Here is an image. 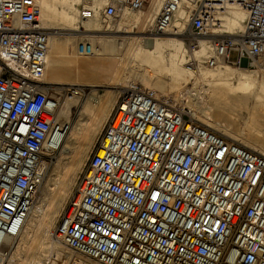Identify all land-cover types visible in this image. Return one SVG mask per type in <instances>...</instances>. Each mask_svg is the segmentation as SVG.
I'll return each instance as SVG.
<instances>
[{
    "label": "built area",
    "instance_id": "2783aa9c",
    "mask_svg": "<svg viewBox=\"0 0 264 264\" xmlns=\"http://www.w3.org/2000/svg\"><path fill=\"white\" fill-rule=\"evenodd\" d=\"M184 3L188 20L176 36L190 50L208 43L201 64L258 68L264 0H162L148 33L167 35ZM117 4L140 11L145 0ZM229 6L245 14L242 30L218 34ZM80 13L92 17L87 8ZM103 14L115 17V5ZM39 16V0H0V240L22 230L68 131L57 118L60 100L80 93L43 82L48 39L60 30ZM76 51L93 54L87 42ZM50 237L72 256L44 264H264V156L193 120L171 97L131 84Z\"/></svg>",
    "mask_w": 264,
    "mask_h": 264
},
{
    "label": "bare ground",
    "instance_id": "6f19581e",
    "mask_svg": "<svg viewBox=\"0 0 264 264\" xmlns=\"http://www.w3.org/2000/svg\"><path fill=\"white\" fill-rule=\"evenodd\" d=\"M87 1L39 0V19L42 26L52 30L80 31L76 34L53 33L48 39L46 65L42 77L45 84L83 86L87 83L90 84L89 86H94L93 79L96 77L94 73H98L97 77H103L109 81L112 88L115 89L124 90L131 84H135L131 82L132 80L140 81L156 95H161L164 92L173 94L172 99L179 103L180 108L193 120L264 156V141L259 138V134L258 137L255 135L257 132H253L255 134L252 135L243 132L244 128L242 127L237 129V124L233 125L234 120L229 115L232 112L228 111L227 115L229 116L226 118L221 112L222 108L233 110L237 107H245L247 121L256 107L264 106V78L256 82L249 70L234 67L227 62H220L211 69L202 67L200 62L209 54L208 43L204 40H201L199 45L191 51V54H188L183 41L176 36L186 27L187 3L179 8L171 31L164 35L163 39L131 36L129 39L112 41L113 39H110L112 37L96 36L95 34L101 32L141 34L144 23L150 20L152 14L153 17L155 16L162 0H152L151 8L148 11H143L142 16L130 18L133 27L136 28L134 31H132V27L123 24H116V27L110 30L109 28L102 29L98 19L102 4L96 0L91 1L92 17L81 19V9L76 8V5L84 4ZM117 10L122 13V18L129 20L127 9L120 7ZM244 16L245 14L239 8L227 7L220 16L223 27L218 34L233 35L236 32H241ZM80 34L85 35L80 36ZM76 39L90 44L93 54L82 56L75 49L80 57L77 54L66 55V46L72 44ZM191 57L199 63L196 66L197 74L189 65L190 59L188 58ZM260 63L258 69L264 74V63ZM195 77L209 86L206 91L204 90V94L208 91L206 97L196 95L199 99L194 102L188 96L187 101H181L182 104H180L179 98L183 95H178L186 90H184V85L191 83ZM116 93H120V90L109 91L97 101L93 103L86 101L83 104L80 115L83 116L84 122L78 123L77 127L68 130L60 149L66 150L70 154L69 157L64 160L60 158L55 163L52 170V183L46 186L42 195L38 196L39 198L37 197L18 236L10 238L3 235L0 240V257L4 258L5 250H9L11 253L6 262L4 261L5 264H44L53 256L65 259L72 256L59 241L50 237V231L58 207L69 192L79 165L87 156L88 146L115 104ZM74 103V99L64 101L57 116L61 123L68 125ZM255 116L257 118V114ZM257 123L259 122L257 121Z\"/></svg>",
    "mask_w": 264,
    "mask_h": 264
},
{
    "label": "rangeland",
    "instance_id": "374dc122",
    "mask_svg": "<svg viewBox=\"0 0 264 264\" xmlns=\"http://www.w3.org/2000/svg\"><path fill=\"white\" fill-rule=\"evenodd\" d=\"M91 1L92 0H88L84 4L83 3H80V4L76 5V8H78L79 10L81 8H87V9H89V10L92 11V9H91ZM96 1H98V2H100L102 4L100 6L101 9H100L99 14H98V19H99V21L101 23V26H102L101 28L102 29H108L109 28V30H110V29H114L116 27V24H121V25L123 24V25H126L127 27H132L131 29H132V31H134L136 28L133 27V25H132L133 23L131 22L130 18H132L133 16H139V17L142 16L143 15V11L144 12L145 11H148L151 8V1L152 0H145L144 8L142 10H140V11H129L128 10V12H129L128 13L129 20L122 18V16H121L122 13H120L118 10L116 11V16L115 17H113V18H105L104 17L103 11H104L105 5L112 4V5H115L116 9L117 8H120L119 5L117 4V0H96ZM92 14H93V11H92ZM152 17H153V14L150 17V20L149 21H146L144 23V25H143V32L141 34L140 33L101 32V33H97L95 35L96 36L112 37V38H110V39H113L112 41H116V40H120V39H129V37H131V36H143V37L149 36V37H154V38H157V39H163L164 36H152V35H150L148 33L149 24L151 22V18ZM59 32H60L59 34H76V33H80L79 30L78 31H71V30H67V29H62ZM84 35L85 34H80V36H84ZM179 38L182 40L181 37H179ZM84 41H86V39H84ZM79 42L80 41L76 39L72 44L67 45L66 48H65L66 55L77 54L76 51H75V49H76V46H77V44ZM185 48L188 51V54H191V51L192 50H190L189 48H187V46H185ZM78 57H80V56L78 55ZM263 57L260 59L261 60V63H264V58ZM229 58H230L231 61H234L236 59V54L232 52L230 54ZM188 59H190L189 62L194 63L193 69H194V71L197 74V69H196L197 67L196 66H198L199 63L197 61H195L192 57L191 58H188ZM200 65L202 67H206L205 65L201 64V62H200ZM240 67L243 68V69H245V70H249V72H251V76L253 77V79H255L256 82H258V81H260V80H262L264 78V74L261 73L258 68L247 69L245 67V64L242 65V66H240ZM207 68H210V67H207ZM94 75L96 76L93 79L94 80V84H95L94 86H89L90 84H87V83L85 85L83 84V86H65V85L55 86V85H49V87L52 88V91H54V92L58 91V89L61 90L63 88H71V87L80 90L79 96L76 99H74L75 103L73 104L74 106H72L73 108L71 109V115H70V119H69V123H68V130L69 131L73 127H77L78 123H83L84 122V118H83L82 115H80V113L82 111V106H83V104L86 101H89V102H92L93 103L94 101H97L98 99H100L101 97H103L109 91H114V90H116V91H119L120 90V92L123 91V89H115V88H112V86L109 83V81H107L103 77H97L98 76V73H94ZM131 82H134L135 84L140 85L144 89H147V90H150L151 91L150 88H146L144 86V84L141 83L140 81L132 80ZM208 87L209 86L205 82L201 81V79H199L198 77L193 78L191 80V83L189 82V84L184 85V90L185 89L186 90L183 93L181 92L180 95H178V96H182L183 95L181 98H179L180 99V101H179L180 104H182L183 101H187V97L188 96L191 97L192 99L190 98V100H193L194 102L199 99L197 96H199V97L202 96V95L205 96L208 91L206 92V94H204V93H205V91H206V89ZM118 95H119V93H116L115 94V96H114V103L116 102ZM161 95H163V96H169L171 98L174 96L173 94H171V93L169 94L167 92H164ZM64 101L65 100L61 98V100H60V109L63 106ZM175 103L179 105V103H177V102H175ZM182 107H183V105H182ZM244 108L245 107H240V108L237 107V108H235L233 110H229L227 108H225L226 109L225 110L224 108H222L221 112L225 116V118L228 117L229 115H231L230 117L234 120V124L233 125H236L237 124L236 125L237 129H240L242 127V128H244L242 130L243 132L251 133L252 135H254L257 132L255 135L258 136V134H259L260 137L259 136L258 137L264 141V124H263L264 123V106L259 105L258 107H256L255 110H253V112L255 113V115L257 114V118H256V116L253 113L251 117L247 118V121L245 119L246 116H247L246 108L245 109ZM228 111H230V113L231 112L232 113L229 114ZM110 113H111V111H110ZM227 114H229V115H227ZM109 115H108V117H109ZM108 117L101 123L100 127L96 131V134L93 137V140H92L91 144L88 146V148H87V156H86L85 160L79 165V167H78V169H77V171H76V173L74 175V179L72 181L71 188H70L69 192L66 194L65 198L62 200V203L60 204V206L58 207V212L55 215V220H54V223L52 225L51 231H52V229L56 225L58 216H59V214H60V212H61L64 204L67 202L68 198L73 194L75 185H76L77 181L79 180V178L81 177V174H82V172L84 170V166H85L86 160L88 158V155H89L90 151L92 150L93 146L95 145V143L97 141V138L99 136V133H100L103 125L107 121ZM251 118L254 119V120H252ZM254 121H255V123H254ZM257 121L260 124L257 123ZM253 124H255V125L257 124V125L255 126ZM247 125H249V126L246 127ZM245 128H246V130H245ZM251 128H252V130H251ZM212 131H214V130H212ZM253 132H255V133H253ZM215 133L219 134L218 132H215ZM69 155L70 154L66 150L64 151V149H63V151L62 150H59V152L54 155V157L51 159V162L49 164V167H48V171L46 173V176H45V178H44V180H43V182H42V184L40 186V189H39V192L37 194V197L38 196L40 197L42 195V193L45 191L46 186L47 185H50V183H52V179H53V172H52V170H53L54 165L57 162V160L58 159L60 160V158H62L64 160L67 157H69ZM37 197H36V200H37ZM5 251H4V255L5 256H3L4 258H1L0 257V264H5L6 259L11 255V253H9V250H5Z\"/></svg>",
    "mask_w": 264,
    "mask_h": 264
}]
</instances>
